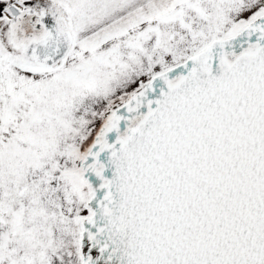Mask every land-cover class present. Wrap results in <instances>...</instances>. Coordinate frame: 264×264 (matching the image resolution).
I'll return each instance as SVG.
<instances>
[{
    "label": "snow or ice",
    "instance_id": "obj_1",
    "mask_svg": "<svg viewBox=\"0 0 264 264\" xmlns=\"http://www.w3.org/2000/svg\"><path fill=\"white\" fill-rule=\"evenodd\" d=\"M0 264H264V0H0Z\"/></svg>",
    "mask_w": 264,
    "mask_h": 264
}]
</instances>
